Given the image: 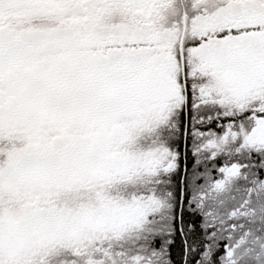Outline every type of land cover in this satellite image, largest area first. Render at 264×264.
Here are the masks:
<instances>
[{"label": "snow or ice", "instance_id": "obj_1", "mask_svg": "<svg viewBox=\"0 0 264 264\" xmlns=\"http://www.w3.org/2000/svg\"><path fill=\"white\" fill-rule=\"evenodd\" d=\"M0 264H264V0H0Z\"/></svg>", "mask_w": 264, "mask_h": 264}]
</instances>
